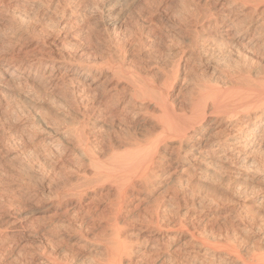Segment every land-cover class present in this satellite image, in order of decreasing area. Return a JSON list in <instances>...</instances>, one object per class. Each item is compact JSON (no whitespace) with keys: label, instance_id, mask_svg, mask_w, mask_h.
I'll return each mask as SVG.
<instances>
[{"label":"rangeland","instance_id":"374dc122","mask_svg":"<svg viewBox=\"0 0 264 264\" xmlns=\"http://www.w3.org/2000/svg\"><path fill=\"white\" fill-rule=\"evenodd\" d=\"M225 1L227 0H17L15 3L13 1L10 2V0H0V49L3 52L2 53L0 50V63L4 58H7V61H9V58L11 57L10 55L12 54L10 53L12 50L11 47H13V45L22 52H25L27 56H30L26 58L25 65L37 62L34 66L27 67L28 69L26 68L22 74H19V77H21L19 81L21 85H19V87L16 85L14 87L12 83L3 84L4 86L0 84V140L2 139L0 141V264L16 263L17 259L15 258H17L19 254H23L22 256L24 259L29 261L31 259H39L45 252H51L53 245L47 244V246H44L46 240L44 239L42 232H40L41 226L47 222L49 214L51 215V213H49L50 210L46 209L50 202L48 201L49 199L47 196H53L56 195V193L63 194L66 190H69V188L72 189V185L74 188L77 184V181L75 183V180H77L76 176L80 172L84 174L85 171V175H88L86 176L87 178H91L92 176L91 172L87 169V162L76 158V156L74 157L72 154H63L67 152V149L74 151L77 147L75 146L76 143L74 141H62L64 145L62 144L61 148L55 150L54 148L51 149L48 147L49 151L47 148L44 150V146L40 144L41 141H39L38 138V131L42 126L45 125L52 130H55L57 136L63 140L65 137L72 138L77 129L89 122V126L92 125L96 127L94 131L97 133L100 131L98 136L103 140L98 141L99 143L97 142L96 146L94 144L92 147L97 154L96 157L99 156L97 157V160L100 161L99 163L102 162V165L108 163V157H105L108 155V152H105L107 151L108 143H117L119 140L118 138H120L119 136L123 137L125 135V138L127 129L130 128L129 130H134L135 128V132L138 131V137L141 139L145 138L146 135V137H150L148 136L150 135V132L148 133L145 131V128L150 125L146 124L147 126L145 125L146 127L144 126V129L139 128L140 126L137 125L139 123L135 121L132 122L130 117L128 119L129 121H127L128 124L126 122H124L125 124L120 122V125H118V120L114 118L113 121L115 123L111 122L112 118H108L109 120L107 118L106 120L103 119L101 122L98 121V115L103 113L106 108V106L105 108L103 106V99H106L115 89H120L124 86V82H121V84L120 82L117 83L115 80H112L107 73V66H105V63L109 60L110 56L114 60L122 57L127 65L126 68L128 67L131 69L129 71H137L136 74H140L138 75L140 80H143L144 78L143 83H146L149 86L154 85L153 87H161L165 78L164 74L168 75L173 68L175 69L177 67L176 65L180 64V74H177L178 76L175 78L176 80L173 79L174 82L171 80L172 82L169 83L170 86L167 85L166 93L169 102L174 103L173 106H175V108H178V106L179 108L185 107L184 111L187 114L193 103V99L194 101L197 100L200 95L215 88L213 87L215 85L216 87H222V89L234 86V88H230L236 91L241 90L242 92L243 89H248V87L252 89L251 86H254L253 84H260L258 83L260 81L262 84L264 80V53H261V51H258L255 47L248 45L245 46L241 43L242 46L238 40L239 37L235 38V36H237L236 34L231 33V35H224L223 29L219 26H214L211 20L205 18L208 8L214 9L216 4ZM239 1L241 0H236L238 6L245 2L246 5L248 4V8H252L255 4L258 9L264 7L262 2V4L260 2V4H257L258 2H255L254 4V2L250 0L254 4L251 3V6L249 0H243L242 3ZM14 5L17 6L15 7ZM256 19L257 18H255V20ZM54 23L57 26L51 25ZM63 24L64 29L61 30L59 26H63ZM256 26H254V28ZM64 35L68 38L67 40L63 38ZM37 49L39 50L37 51ZM32 50H34L35 53ZM58 51H60V53ZM37 52H39V54H36ZM122 54L125 55L123 56ZM49 64L55 66L54 68H57V66L60 65L65 68H77L81 65L91 66L92 64L93 68H97L98 66L100 67L105 64L103 69L106 71H103V75L97 80V83H95L94 86L85 90V93L88 92L89 94L82 92L78 94L79 92L74 91L68 81L65 83L62 81V83H59L58 81L54 87L52 86V88L51 86L48 88L47 85L49 84L46 82L39 81V78L37 77L38 71L40 73V71L45 68H50L51 66ZM173 70L170 72L171 74ZM27 76L28 78H26ZM93 78V75H91L87 83H90ZM148 80L149 82H147ZM24 83L25 85H22ZM244 84H247V87ZM56 85L59 86L56 87ZM262 85L264 86V84ZM262 85L256 88H261ZM91 88L93 89L92 91ZM112 88L114 90H112ZM108 90L110 91L108 92ZM252 90H249L250 94ZM249 92L245 93L243 96L245 98L247 96L252 97ZM198 94L200 95L198 96ZM246 94L248 95L246 96ZM257 95L255 97H257ZM260 95V97L263 96L262 94ZM244 97L242 98L245 99ZM250 99L251 98L247 100ZM252 99H254V95ZM98 101L101 104L99 103L96 105ZM261 101L262 99L260 98L259 102L261 103ZM259 102H255L256 105L254 104L252 110L246 107L244 110H251L247 112L249 115L260 112L262 106ZM135 103L134 105L137 107H139L140 104H143L139 109L141 112L137 110L139 121L144 114L143 109L147 106V103H141V101L139 102L138 100ZM251 105H248V107H251ZM254 107H258V111L257 109L254 110ZM112 112L109 111V114ZM131 122L133 123L132 126ZM122 128L123 130H121ZM30 130L33 133L30 132ZM101 131H103V133H101ZM100 143L102 144L100 145ZM40 147L42 148L40 149ZM41 152L44 153L42 154ZM15 154L17 155V158H15ZM34 156L37 157L34 158ZM259 156L260 155L252 156L254 160L256 159L257 164H261L262 162V159L261 157L259 159ZM8 157L12 159L10 160ZM18 157L20 160H18ZM43 157H49V161H52V165L57 164L54 170H45L44 172L40 170L42 168H38V166H41L42 160H44ZM36 160H38L39 163L36 162ZM77 161L81 165L83 164L85 168H83V165L81 166L78 164ZM35 164L38 165L36 166ZM24 165L32 166L28 168ZM208 172L206 173L207 176L205 173L199 174V172L193 174L190 179V185L192 186V190L191 188L190 190L195 195V198H192L190 196L191 194L188 195L187 198L184 195L182 198L180 195L179 198H182L180 200L182 202H180L181 206L184 207L183 203H197L202 199L209 202L212 200V202L214 201L213 203L217 201L216 203L220 206L219 213H221V217L224 218H221L219 214L220 219L217 218V216L214 218V216L211 217L210 215L206 220H213L214 218V220H218L214 223L218 224L217 227L222 228L220 229L221 231H224L226 226L225 229L228 231L236 232L237 230H235V228H237L236 225L239 224V218L236 217L237 215L235 213L237 207L235 205L236 203H234V201H236L234 196L235 191L238 188H243L247 189V192H250L253 190L252 188H258L260 191H255L254 196L253 192H251L252 199H241V201L242 204L252 206H249V208L247 206L248 209H251L249 215L250 217L252 216V218L254 217V222L260 223L262 226L264 221V202H260L259 204L256 203V205L254 204V201L258 198L264 197V179L254 181L255 179L253 177L250 178L248 176V178H243L242 176V179L244 180H241V177L238 178L239 175H235L234 173L230 175V178L223 172L220 176H216V173H213L215 171L210 170ZM195 174L198 175L196 176ZM200 177L204 179H201ZM29 179L31 181H29ZM220 179L222 181H220ZM239 184H241L240 187ZM46 185L49 187H46ZM251 185L255 186L252 187ZM174 186L176 185H173L172 187L170 185L169 189L167 188L168 191L163 190L165 189L164 186L162 187L163 191L160 190V185H158L152 189V193L139 192V203L145 205L146 208L144 206V209L141 207L142 211L138 212V218L136 217L135 219H146L148 216L146 214H148V211L150 210L149 206L151 208L154 204H158L162 201V198L165 202L166 199H169L168 197H171V194H178L180 191ZM248 186L250 188H248ZM94 188L96 189H94L96 191L95 194H93V188L87 189L88 191L86 190L88 198L90 196L91 198L93 197L91 199V206L93 205L94 207L103 208L108 206L111 201L112 203L115 202L113 196L109 198L108 194H105L108 185L105 184V186H101L98 184V186ZM104 197H106L105 200ZM94 200L96 201L94 202ZM188 200L190 201L188 202ZM164 202L162 201L159 204L163 203L166 205L167 201ZM133 203H138V201L135 199L133 200ZM205 214L207 215V212H205L204 215ZM200 225L204 229L205 224L203 223ZM14 227H18V229L21 230L18 235L22 238L20 236H11V230H13ZM210 228L209 224L205 227L207 234L211 232ZM261 233L262 231L259 233L261 235L260 237L263 236ZM247 234L248 232L241 234V236H243L244 246H250L251 248V246L254 245L257 248L256 249L252 246L254 249L260 250V248H263L264 251V241L260 243V238L258 237L259 234L253 235V233L250 232L248 235ZM56 238L58 239L59 236ZM65 238H63V241L65 240L66 242L64 241L65 243H62V246L69 252L63 253V255L61 254L59 258L62 261L68 262V264H95V262L103 261L106 258L102 247L95 241H92L89 244L77 239L70 242L68 237ZM55 240L56 239H54V241ZM8 254H12L13 257L16 255L17 257H12L13 259L11 258L10 260Z\"/></svg>","mask_w":264,"mask_h":264},{"label":"bare ground","instance_id":"6f19581e","mask_svg":"<svg viewBox=\"0 0 264 264\" xmlns=\"http://www.w3.org/2000/svg\"><path fill=\"white\" fill-rule=\"evenodd\" d=\"M11 1L15 2L17 0H10V2ZM239 2L242 3L243 0ZM252 2H254V4L255 2H258L257 4H260L262 2L264 4V0H252ZM252 2L250 1L251 6L253 4ZM247 5L244 2V4H239L238 6L236 0H227L225 2L216 4L215 7L213 6L214 9L217 10L208 8L207 12L205 11L207 14L205 15V18L211 20L214 26H219L221 29H223L224 35H231V33H234L237 35L235 36V38L239 37L238 40L240 41V44L242 43L245 46L248 45L251 47H255L258 49V51L264 53V7L258 9L255 4V6H253L252 8H248ZM14 6L16 7L17 5ZM255 18L257 19L255 20ZM51 25L56 24L54 23ZM61 26H59L61 30L64 29V24L62 27ZM254 26L256 27L254 28ZM63 38L66 40L68 39L66 38V35H64ZM11 48L10 53L12 54H9L11 57L9 58L7 56L9 58V61H7V58H4L0 63V84L3 85L12 83L14 87L15 85L19 87V85H21L19 82L21 79V77H19V74H22V72H24L27 67H31L32 65L34 66V64H37V62H27L28 64L25 65L26 58L30 56H27L25 52H22L20 49L16 48L15 45H13V47ZM38 50L39 49H37V51ZM32 51L34 52V50ZM58 52L60 53V51ZM36 54H39V52H37ZM122 55L124 56L125 54ZM105 64L104 65L107 66L106 70L110 78L112 80H115L117 83L120 82V84L121 82H124V86H120V89L117 88L115 90L113 89L115 87L114 86L112 88V90L114 91L109 94L106 99H103L104 103H102L104 104V108L105 106L106 108L103 113H100L98 115V121L101 122L103 119L106 120V118H112V121H110L114 122V118L118 120V123H116L120 125V122H123V124H125L124 122L127 123L130 117V119H132V122L135 121L139 123L137 124L140 126L139 128L144 129L147 125H150L145 128L146 132H150V135H148L150 137H146V135L145 138L141 139L138 137V131L135 132V128L134 130H129L130 128L127 129L125 138V135L123 137L119 136L120 138H118V142L116 141L117 143H108L107 151H105L108 152L107 154L109 155L105 156L108 157V163L106 165H102V162L99 163L100 161L97 160V157L99 156L96 157L97 154L92 148L94 144L96 146V143L98 141H103L102 138L98 136V133L100 131L98 133L94 131V129L96 128L95 126H89V122H87L86 124L84 123L85 125L77 129L76 133H74L75 135H73L72 138L65 137L63 138V140H61L60 137L57 136L55 130H52L51 128L42 124L44 126H42L38 131V138L39 141H41L40 144L44 146H42L44 150L46 148L48 150V147H50L51 149L54 148L56 150L61 148L63 144L62 141H74L76 143V145H74L77 146L74 151H70L66 148L67 152L62 153L65 155L72 154L74 155V157L76 156V158L82 159L87 162V169L91 172L92 176L91 178H87L86 176L88 175H85V171L84 174L80 172L82 175L80 173L77 174V180H75V183L77 181V184L74 188L72 185V189L69 188V190H66V192H64L63 194L56 193V195H53L54 197L52 195V197L49 195L47 196L49 199L48 201L50 202L46 209L50 210L49 213H51V215L49 214L48 219L46 216L47 222L41 226L40 232H42V234L44 235V239L46 240L44 246H47V244H52V251L43 253V255H41L40 258L38 257L39 259L37 260L28 259L29 261H27V259H24V257L22 256L23 254L18 255L16 253L18 257L16 255L13 257L12 254H8L10 260L12 257H17L15 258L17 259V261L16 263L14 262V264H68V262L62 261L59 258L61 254L63 255V253L69 252L62 246V243L66 242L65 237H68V240L70 242H73L76 239L89 244L92 241L97 242L102 247L106 258L103 261L95 262V264H264L263 248H260V250L262 251H260L259 249L258 251L256 250L257 248L254 245L252 246H254L256 249H254L252 246L251 248L250 246H244L242 238L243 236H241L242 233L248 232L249 234L250 232L254 235L259 234L262 231L261 234L263 236L260 237V234L259 236H257L260 238V243L264 241V221L263 224L261 223L262 226L260 225V223L254 222V217L252 218V216L250 217L249 215V213H251V209H248L250 205L248 206L242 204L241 201V199H252L251 192H253L254 196L255 191H260L258 188H252L255 185H251V188L253 190L250 192H247V189L237 187L238 189L235 191V195L233 194L236 199L234 203H236L235 205L237 206L235 209V213L237 215L236 217L239 218V224L236 225L237 228H235V230H237L238 232H230L225 229L226 226L224 228V231H221L220 229L222 228L217 227L218 224L214 223L216 221L214 220L216 216L217 218H219L220 214L221 217V213H219L220 206L216 203L217 201L213 203L214 201L212 202V200L211 202H209L202 199L201 201L198 200L199 202L197 203H183L184 207L181 206L182 202L180 201L184 196L187 198V196L190 194L192 198H195V195L191 192L192 186L190 185V179L196 172H199V174L205 173L206 175L208 171L212 170L215 171L213 173H216V176H220L223 172L226 176L229 177L233 173L235 175L238 174V178L241 177V180H244L242 179V176L243 178H248V176L250 178L253 177L255 179H253L254 181H260L264 179V86L262 85L264 84V80L262 84L260 80V82H258L262 85L261 88H256L260 87V84H257L260 86L253 84L255 86H251L253 90L248 87L249 90H252L251 94L246 88L248 83L246 85L244 84L246 86L244 88L246 89L244 90L242 88V92L241 90H232L230 88L232 86L229 85V88L225 87V89H222V87L220 88V86L216 87L215 85L213 86L215 88L206 91V93H204L203 95H200L201 93L198 94V96H200L197 100L194 101L193 99V103L191 104L189 112L187 111V114L184 111L185 107L179 108L178 106V108H175V106H173L174 103L169 102L168 95L166 93L167 85L172 82L171 80L177 78L178 76L177 74L179 73L180 64L176 65L177 67L175 69L173 68L174 70L172 69V74L170 73L172 70L169 72L171 78L169 74H164L165 78L164 81L162 80L163 85L161 87H153L154 85L149 86L146 83H143L144 78L143 80H140L138 76L140 74L137 75V71H129L131 69H129L128 67V69L126 68L127 65L125 64V61L122 57L118 59L116 58L114 60L110 56L109 60H107ZM104 65L100 67L98 66L97 68H93V64L91 65L92 67L88 65H81L77 68H65L62 65L54 68L55 66L50 65V68H45L44 70L40 71V73L38 71V75H36L39 78V81H44L49 84L47 85L48 88L49 86H51V88L52 86L54 87V85L58 81L59 83L61 81L64 83L68 81L71 84L73 90L78 91L79 93H77L80 94L81 92L85 93L86 89H89L91 86H94L95 83H97V80H99L103 75V71H106L103 69L105 67ZM91 75H93L94 78L90 83H87ZM26 78H28V76ZM147 82H149V80ZM22 85H25V83ZM57 86L59 85H56V87ZM232 88H234V86ZM92 90L93 89L91 88V91ZM109 91L110 90H108V92ZM248 92L252 97L254 95V99H252V97L250 96L248 97V94H246L248 98H245L243 96ZM260 94L263 95V98L260 97ZM256 95L257 97H255ZM242 97H244L245 99H243ZM249 98L251 99L247 100ZM260 98L262 99L261 103L259 102ZM137 100L139 102L141 101V103H147V106L145 105L146 107L143 109L144 114L139 119V121L138 111L141 112V110L139 109L140 106H143V104H140V106L138 105L139 107L135 106L134 103ZM99 101L96 105L101 102ZM255 102H259L261 104V111L258 113H254L253 115H249L247 112L253 109ZM248 105H251V107H248ZM245 107L251 110H244ZM256 109L258 111V107L254 110ZM109 111L113 112L109 114ZM132 125L133 123L131 124V126ZM121 130H123V128ZM30 132L32 131L30 130ZM101 133H103V131H101ZM101 144L102 143H100V145ZM42 147H40V149ZM16 154L14 155L15 158H17ZM254 155H260L259 159L260 157L262 159L261 164H257L256 159L254 160L252 158V156L254 157ZM36 157L34 156V158ZM43 158L44 160H42V164L41 166H38V168H42L40 170L44 172L45 170H54L57 164L52 165V161H49V157ZM8 159L10 158L8 157ZM259 159L258 161L260 162ZM18 160H20V158ZM36 162H38V160H36ZM31 166L32 165H27L26 167L29 168ZM83 168H85L84 165ZM200 178L204 179L202 177ZM29 181L31 180L29 179ZM220 181L222 180L220 179ZM98 184H100L101 186H105V184L108 185V189L105 194H108L109 198L113 196L115 198L114 203H112L111 201L108 206H105L103 208L94 207L93 205L91 206V199L93 197L91 198L90 196L88 198L87 189L93 188L94 190V187L98 186ZM158 185H160V190H162L163 186L165 188L163 190H167V188L169 189L170 185L171 187L173 185H176L174 187H176V189H178V191L180 192L178 194H171V197H168L169 199L165 200V202L167 201L166 205L163 203L159 204L162 201L164 202L163 198L161 197V202H157L158 204H154V206L151 208L149 206L150 210L148 211L149 213L146 214L148 215L146 219L136 220L135 218H138V212L142 211L141 209L143 208V206L145 207V205L139 203V192L149 193L153 191L152 189L155 186ZM240 185L241 184H239V187ZM47 186L48 185H46V187ZM249 186L248 188H250ZM95 190L93 194L96 193ZM180 195L182 196V198H179ZM105 198L106 197H104V200ZM263 198L261 197L256 199L254 201V204L264 202ZM135 199L138 201V203L134 204L133 200ZM190 200H188V202ZM95 201L96 200H94V202ZM205 212H207V215H204ZM210 215L211 217L214 216L213 220H206ZM203 223L205 224V227L208 224L209 227H211V232L209 234H207V231H205V227L204 229L203 227H201L200 224ZM11 231L12 237L20 236L18 234L21 230L18 229V227H14ZM58 236L59 238L57 239L56 237ZM63 238H65V242L63 241ZM54 239L56 240L54 241Z\"/></svg>","mask_w":264,"mask_h":264}]
</instances>
